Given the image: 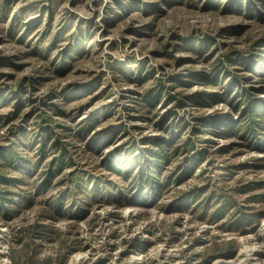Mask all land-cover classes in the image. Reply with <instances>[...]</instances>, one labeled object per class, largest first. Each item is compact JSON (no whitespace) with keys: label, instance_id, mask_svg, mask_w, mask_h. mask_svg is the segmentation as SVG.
I'll return each mask as SVG.
<instances>
[{"label":"rangeland","instance_id":"1","mask_svg":"<svg viewBox=\"0 0 264 264\" xmlns=\"http://www.w3.org/2000/svg\"><path fill=\"white\" fill-rule=\"evenodd\" d=\"M248 1L0 0V264H264Z\"/></svg>","mask_w":264,"mask_h":264},{"label":"trees","instance_id":"2","mask_svg":"<svg viewBox=\"0 0 264 264\" xmlns=\"http://www.w3.org/2000/svg\"><path fill=\"white\" fill-rule=\"evenodd\" d=\"M248 2L252 3L253 0H249ZM230 5H233V3L231 2ZM190 47H191V49L193 51L197 52L200 55L204 53L203 47L201 45H198L197 43L190 45ZM147 101L150 103V99H148ZM195 101L197 103H199V104L203 103L202 102L203 99L200 98V97H197ZM256 107H258V106L253 105L251 107V109H249L247 111L248 112V121L249 122L248 123H243L242 125H239V127H241L240 130H243V136L244 137L248 136V138H251V139H257L258 134H259L258 133V129L264 127V113L257 112L256 111V109H257ZM185 146L190 147V149H193L194 144H193L191 139H188L186 141ZM163 147L166 148V147H169V145H165V146L163 145L160 150L155 151L152 154L155 157H157V158H159V159H161L163 161H169V159H170V153H169L170 149L166 150ZM122 165H123V163H122ZM117 171L119 173H121L123 170H121V168H117ZM142 175H144V174H142ZM142 177H144V176H142ZM139 181H141V183H140V185H141L142 181H143V178H140ZM4 195H5V192L3 190H0V201L1 202L4 201V200H7V198ZM212 217H214V219H219L221 217V215L216 213V214H213ZM239 220L242 221V218H240ZM241 223L243 224V222H241Z\"/></svg>","mask_w":264,"mask_h":264}]
</instances>
